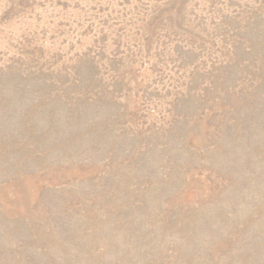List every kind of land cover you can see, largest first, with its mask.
Wrapping results in <instances>:
<instances>
[{"label": "rangeland", "instance_id": "rangeland-1", "mask_svg": "<svg viewBox=\"0 0 264 264\" xmlns=\"http://www.w3.org/2000/svg\"><path fill=\"white\" fill-rule=\"evenodd\" d=\"M0 264H264V0H0Z\"/></svg>", "mask_w": 264, "mask_h": 264}]
</instances>
